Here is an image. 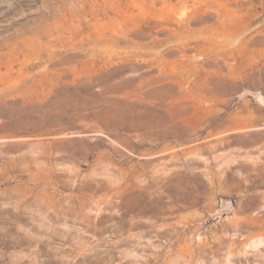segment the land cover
<instances>
[{"label": "rangeland", "instance_id": "rangeland-1", "mask_svg": "<svg viewBox=\"0 0 264 264\" xmlns=\"http://www.w3.org/2000/svg\"><path fill=\"white\" fill-rule=\"evenodd\" d=\"M0 264H264V0H0Z\"/></svg>", "mask_w": 264, "mask_h": 264}]
</instances>
